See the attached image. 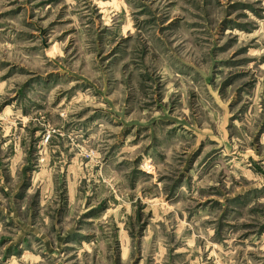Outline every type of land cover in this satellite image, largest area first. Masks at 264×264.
<instances>
[{"label": "rangeland", "instance_id": "obj_1", "mask_svg": "<svg viewBox=\"0 0 264 264\" xmlns=\"http://www.w3.org/2000/svg\"><path fill=\"white\" fill-rule=\"evenodd\" d=\"M0 264H264V0H0Z\"/></svg>", "mask_w": 264, "mask_h": 264}]
</instances>
